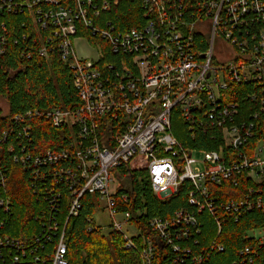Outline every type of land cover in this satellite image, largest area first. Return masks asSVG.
<instances>
[{
  "label": "built area",
  "instance_id": "1",
  "mask_svg": "<svg viewBox=\"0 0 264 264\" xmlns=\"http://www.w3.org/2000/svg\"><path fill=\"white\" fill-rule=\"evenodd\" d=\"M121 1L0 2V12L26 9L37 33L49 30L45 40L56 44L60 58L68 64L80 101L73 110L52 108L15 115L12 120L21 122L22 127L17 131L0 129V159L10 154L12 162L28 168L35 191L36 184L47 178L69 189V217L78 213L83 194H98V200L105 202L102 208L112 219L110 226L122 234L126 249L135 248L132 237L140 235L138 264L153 263L154 239L144 237L129 223V212L117 210L115 191H110V170L142 157L152 191L159 199L189 182L187 201L194 210L152 218L147 225L171 251L169 260L162 264H184L183 254L192 250L179 240L200 233L196 212L207 210L216 216L218 232L220 207L235 215L254 208L264 212V0H195L194 16L190 18L187 0H135L141 6V22L123 30L104 17L115 12ZM240 30L245 35L240 36ZM196 34L205 39L204 48ZM75 36L86 38L98 50V57H78L72 42ZM93 37L98 40L92 43ZM105 48L117 61L101 65ZM39 54L47 58L48 47L42 45ZM214 84L229 91L226 102ZM235 84H252V92L245 96L252 104L250 108L242 105V97L232 96ZM172 115L181 118L192 140L195 134H209L211 141H219L218 147H183L172 133ZM33 116H44L54 127L66 126L70 142L42 151L31 142H22L23 137L30 139L31 126L26 121ZM121 116L122 126L109 133L108 122ZM103 123L106 135L100 136ZM194 154H200V158ZM241 179L250 184L237 198L221 206L214 202L212 186L227 181L236 187ZM6 182L7 168L0 162V227L7 222L13 204ZM47 190L48 217L40 232L28 242L0 236V264H25L29 260L33 264H67L64 229L54 250L39 254L43 243H51L59 231L55 218L61 193L55 186ZM124 225L135 232L129 234ZM263 229L249 233L255 242L243 249L245 253L257 254L256 247L264 246ZM213 247L212 241L208 248H202L199 262Z\"/></svg>",
  "mask_w": 264,
  "mask_h": 264
},
{
  "label": "trees",
  "instance_id": "2",
  "mask_svg": "<svg viewBox=\"0 0 264 264\" xmlns=\"http://www.w3.org/2000/svg\"><path fill=\"white\" fill-rule=\"evenodd\" d=\"M187 3L190 10L187 16L190 18L194 16L192 9L195 0H187ZM140 15L141 6L138 2L122 0L115 12L104 17L111 19L117 29L123 30L140 24ZM47 32H36L32 17L26 9L0 12V98L7 105L6 112L0 107V129H21L22 123L15 122L12 118L27 111H46L52 108L73 110L80 106L72 82V71L60 58L56 44L46 42ZM239 35H245V32L240 30ZM97 40L93 37L91 41L93 43ZM196 40L201 48L206 46L205 39L199 34H196ZM42 45L48 47L47 58L39 54ZM106 48L101 65L117 61ZM232 89L233 97L243 98L241 103L245 108L252 106L245 98L252 92V84H235ZM123 120L122 116L120 119L110 120L107 124L109 133L118 131L124 123ZM26 122L31 126V136L30 139L23 137L21 141L33 143L37 151L46 148L58 149L70 142L66 126L54 127L44 116H33ZM104 128L103 123L99 129L100 136L106 135ZM171 130L185 148L212 150L218 147L219 141H211L209 134H195L192 140L185 123L175 115H172ZM11 141L15 144V139L12 138ZM0 162L7 168L6 190L13 203L7 222L0 227V236L5 234L28 242L34 234L40 232L42 223L48 217L45 200V196L49 195L47 189L55 186L61 193L55 218L59 223V231L53 236L51 243H43L39 254L44 256L45 252L54 250L60 231L64 229L67 264H138L137 253L142 243L140 235L132 237L135 248L126 249L120 232L113 230L111 226L105 230L95 222L93 216L100 208L98 194H83L78 213L69 217V189L47 178L44 182L39 181L36 184L35 191L28 168L12 162L10 154L1 158ZM146 169V161L140 156L117 168L115 172L123 180L115 190V200L118 211L130 213L129 223L144 237L151 236L154 239L156 248L152 264H162L169 260L171 251L150 231L148 221L152 218H169L179 210L193 211L194 207L187 201L191 184L184 182L176 193L159 199L152 191V183ZM248 184L249 181L241 179L240 184L234 187L231 183L222 181L221 185L212 186L214 190L211 195L214 202L221 206L227 200L237 198V194L246 190ZM218 209L219 232L216 216L207 210L196 212L200 233L190 234L186 239L179 240L183 247L189 246L192 250L189 254H183L184 264H264V246L256 247L257 254H247L243 250L255 242L249 233L264 227V212L254 208L235 215L226 213L224 208ZM212 241L213 249H208V256L204 255V261L199 262L197 256L202 253V248H208ZM215 245H220L221 250ZM250 257H253V260H250ZM25 264L33 263L29 260Z\"/></svg>",
  "mask_w": 264,
  "mask_h": 264
},
{
  "label": "rangeland",
  "instance_id": "3",
  "mask_svg": "<svg viewBox=\"0 0 264 264\" xmlns=\"http://www.w3.org/2000/svg\"><path fill=\"white\" fill-rule=\"evenodd\" d=\"M73 42V47L75 49V52L77 54L78 57L80 58H88L90 60H94L98 57V50L94 47L91 46L92 44L86 39V38H81L78 36L73 37L72 39ZM215 49L218 50V45L215 46ZM220 81H223V77L220 76L219 77ZM227 81V79H226ZM214 89L216 92H218V95L222 96V99L224 102L227 101V98L229 96V91L228 90H220L217 88V85L214 84ZM0 107L3 110V112H6L7 109V105L4 103V101L0 98ZM194 156L196 158H200V154H194ZM198 164L200 166H202V164L200 162H198ZM111 171V176L113 181L110 183V191H115L116 188L122 183L123 178L116 176V172L115 170H110ZM105 205L104 200L99 202V206L100 208L103 207ZM98 209V211L94 214V220L95 222L102 226L101 228H104L105 230H108L111 223H112V219L109 216V213L106 209ZM117 219L120 220V216H117ZM127 225H124V228L128 231L129 234L132 235V233L135 232L133 227H126ZM129 226V225H128ZM261 233H264V229L261 230ZM258 232H255V234ZM130 261V260H128Z\"/></svg>",
  "mask_w": 264,
  "mask_h": 264
}]
</instances>
